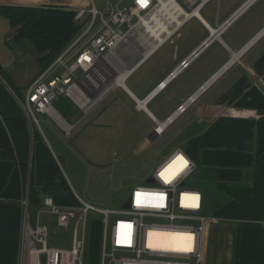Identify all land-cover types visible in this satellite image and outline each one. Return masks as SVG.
<instances>
[{"label": "crops", "instance_id": "0c3cea01", "mask_svg": "<svg viewBox=\"0 0 264 264\" xmlns=\"http://www.w3.org/2000/svg\"><path fill=\"white\" fill-rule=\"evenodd\" d=\"M76 1L0 0V5L43 7L51 4L71 9L76 8L72 5ZM249 1L208 0L198 11L199 14L185 23L179 38L160 45L137 69L156 57L146 95L139 98L127 85V90L123 89L126 103L134 104V109L146 113L151 121L153 118L164 120L171 116L203 85L197 97L210 86L170 130L173 131L179 123L189 118L177 131V147L198 159L201 169L211 172L217 183L232 187L230 193L218 189L219 192L213 193L214 201L207 216L215 218L216 222L209 224L205 233L204 264H212L216 256L217 259L223 257V252L228 264H264V153L257 154L258 133L264 134V0H251L247 4ZM256 8L261 13L251 20L248 30L238 36V23ZM226 24L229 25L221 33L218 32ZM13 32L9 21L0 14V41L7 33L12 36ZM208 38L210 41L203 47ZM202 47L186 69L167 82L163 89H158L183 61ZM0 67L6 71L1 64ZM5 73L8 79L0 74V264H19L24 215L27 206L29 212L33 208L30 201L31 176L25 179L17 163L2 157L13 149L5 121L27 120L33 130L35 124L28 118L24 95L39 73L22 83ZM155 91L146 107H142L140 100ZM159 98L172 109L166 116L157 107L150 108ZM74 109L71 106L67 111L66 130L52 120H39L41 139L32 141L30 160L34 167V187L40 193L51 157L61 167L60 158L63 160L68 154L79 161L73 150H82L79 149L80 145H76L73 135L86 120H82L81 114ZM106 123L110 125L111 121ZM71 141L72 147L64 149L66 142ZM218 150L241 151V167H217L215 154ZM82 171L84 168L71 173L63 171L65 178L62 176L60 180L65 184L66 194L52 197L57 205L66 208L79 205L81 187L84 185ZM40 198L43 203L47 195L42 194ZM25 202L28 204L25 205ZM180 237L177 236V240ZM225 239L226 246L222 245ZM223 248L226 250L223 251ZM212 254L216 256L213 258Z\"/></svg>", "mask_w": 264, "mask_h": 264}, {"label": "built area", "instance_id": "2783aa9c", "mask_svg": "<svg viewBox=\"0 0 264 264\" xmlns=\"http://www.w3.org/2000/svg\"><path fill=\"white\" fill-rule=\"evenodd\" d=\"M104 1L103 9L98 8L94 0H86L90 7L83 6L77 10L75 21L84 24L82 32L26 88L25 108L33 124L40 127L38 115H47L59 127L67 129L56 102L66 99L88 115L116 92L119 89V72L125 67L121 54L128 53L123 46L134 38L136 50H142L138 62L128 67L132 73L153 54L150 43L138 40L145 32L144 23L156 12L167 17L168 6L173 2L179 16L173 17L169 31L162 33L165 37L161 46L179 37L181 28L189 19L186 17L188 10L179 3L180 0ZM183 1L191 10L205 4V0ZM188 66L189 63L184 61L179 72ZM174 76L172 73L170 78ZM191 98L165 120H174L168 126L172 127L187 112L185 106ZM182 151L176 149L155 169L150 175L155 180L154 184L144 181L132 189L129 209H98L84 199H79L80 204L76 208H64L57 205L54 198L47 197L38 210L36 222H33L27 206L19 264H86V230L92 211L104 217L98 264H204V236L209 224L216 219L204 214V194L192 187L197 163ZM177 156L183 157L176 164L178 172L164 174L165 167ZM183 161L187 164L180 169ZM43 215L54 217L59 228L73 229L70 247L49 246L50 230L42 222ZM183 232L194 236L193 249L189 253L165 247L166 240L159 235Z\"/></svg>", "mask_w": 264, "mask_h": 264}, {"label": "rangeland", "instance_id": "374dc122", "mask_svg": "<svg viewBox=\"0 0 264 264\" xmlns=\"http://www.w3.org/2000/svg\"><path fill=\"white\" fill-rule=\"evenodd\" d=\"M94 2L100 9H103L106 5L104 0H94ZM179 3L190 11V9L184 5L183 0H180ZM72 5L76 6V8L72 7L71 9L75 10L77 15V10L83 6L89 8L90 2L87 3L86 0H77ZM51 6V4L43 5V7ZM259 13H261V11L256 8L255 11L246 15L244 19L238 23L236 29L238 36H241L248 30L251 20L253 18L255 19ZM4 37L0 41V64L9 76H12L13 79L22 83L33 77L36 72L40 74L43 71L39 65L41 54L32 42L25 40L17 44L12 40L11 34L8 33ZM175 38L179 37L172 38L170 42ZM184 42L188 43L185 39ZM135 44L134 38H132L128 45L123 46L128 52L131 51L128 55L121 54L124 58L123 62H121L122 64L124 63V66H127V68L133 66L134 63H137L139 60L142 50L137 51ZM155 62L156 57L138 71L136 70L137 72L135 71L131 75L132 77H129L130 79L128 81L126 80L127 82L125 84L139 98H143L147 93L148 85L151 82L149 75L154 73L153 66ZM121 79H124V77H119V83ZM124 92L123 88L119 87V89L110 94L96 110L94 109L92 114H90V112V115L88 114L89 116L84 115L74 107L76 109H74V111L81 114L80 117L82 116V120H86L73 135V138L77 141L76 145L78 147L80 145L79 149L82 151L79 150L77 152V150H73L79 161L70 157V154L63 157V160L59 157L66 173L75 172L78 169L84 168L81 176L84 185L81 187L82 191L80 195L98 209L108 208L121 211L132 189L142 184V182H146L155 169L164 162L172 152L178 149L177 131L184 126L189 119L183 120L173 131H170L176 124L175 122L172 127L169 126L166 131L160 135L162 137L157 136V138L154 136V131L152 129L154 126L153 119L150 121L146 113L137 112L134 109V104L126 103L127 97ZM161 98L156 100L150 108L153 109V107H157L160 109L161 113L166 116L172 109L168 108V103L161 100ZM60 114L64 120H67L61 112ZM38 119L50 120L47 115H38ZM108 121H111L110 125L106 123ZM149 135L150 137L148 139ZM65 145L66 147H64V149H66L67 146L72 147V141L66 142ZM183 152L185 151L183 150ZM185 153L189 156L188 152ZM190 155L193 156L192 154ZM191 156L189 157L196 162L195 158ZM63 176L65 178L64 172ZM148 176L150 177L147 178ZM213 177L211 172L203 171L197 163V171L192 182V187L198 188L204 192L205 215H209L212 207L214 201L213 193L219 192L216 187L218 184L217 180ZM66 183H68L67 179ZM39 208H37L35 214L32 211L29 212L34 219L37 217ZM103 218L104 217L98 212L92 211L89 214L88 230L86 234V264H98L100 259L101 240L104 227ZM42 221L48 225L50 230L48 240L49 246L65 248L71 246L72 229L68 231L59 228L56 224V219L49 215H43ZM169 237L171 238V236ZM174 241L176 245L186 246L181 239ZM222 245L226 246V239L225 241L223 240ZM224 250L226 249L223 248V251ZM212 255L213 258L216 256L215 254ZM221 255L223 257L217 259L218 256H216V260L213 261L212 264H228L225 253L223 252Z\"/></svg>", "mask_w": 264, "mask_h": 264}, {"label": "trees", "instance_id": "16d2710c", "mask_svg": "<svg viewBox=\"0 0 264 264\" xmlns=\"http://www.w3.org/2000/svg\"><path fill=\"white\" fill-rule=\"evenodd\" d=\"M0 14L14 29L12 40L15 43L19 44L26 40L35 45L41 54L39 65L42 70L46 69L84 28V24L75 21V10L66 7L0 5ZM0 74L8 79L1 67ZM71 106L74 107L64 99L56 103V107L64 117L68 116L67 111ZM5 123L13 141V149L2 157L17 163L25 179L31 176L30 201L33 206L31 211L35 214L37 208L42 205L40 198L42 194L47 196L66 194L65 184L60 180L63 176L61 165L54 157L49 159L45 170L43 190L42 193L38 192L34 187V167L30 159L32 141L41 139L40 131L35 125L32 130L27 120L8 119ZM263 153L264 134L259 132L257 154ZM195 160L198 162V159ZM215 162L216 166L221 168H240L243 153L237 150H218L215 154ZM217 189L224 193L232 192V187L222 182H218Z\"/></svg>", "mask_w": 264, "mask_h": 264}, {"label": "bare ground", "instance_id": "6f19581e", "mask_svg": "<svg viewBox=\"0 0 264 264\" xmlns=\"http://www.w3.org/2000/svg\"><path fill=\"white\" fill-rule=\"evenodd\" d=\"M208 0H205L204 2L206 3ZM250 2H251V0L249 1V2H247V4L249 3L250 4ZM172 4V5H171ZM246 4V5H247ZM203 7V6H202ZM201 7V8H202ZM201 8H196V9H194V10H191L190 9V11H188V12H186V17L187 18H189V19H191L193 16H197V14H199V10L201 9ZM168 14H167V17H166V15L164 14V13H160V12H156L153 16H152V18L149 20V21H146L145 23H144V28H145V32H143V34H142V36L140 37V39L138 40V42H141V41H144L145 43H147V44H149L150 43V45L151 46H153V49H152V51L151 52H154L163 42H164V37L162 36V33L163 32H166V31H169L168 29H170V26L172 25L171 24V22H173V17H176V18H179V16L177 15L178 14V12H176L177 10H176V7H175V5L173 4V2H171L170 3V5L168 6ZM188 19V20H189ZM187 20V21H188ZM186 21V22H187ZM185 25V24H184ZM221 28H223V26L221 27ZM220 28V29H221ZM182 29V28H181ZM181 31V30H180ZM180 34H181V32H180ZM181 36V35H180ZM179 36V37H180ZM210 38H208L205 42H204V44H202V46L204 47V46H206L207 44H206V42L209 40ZM206 44V45H205ZM203 47H202V49H203ZM131 52V51H130ZM130 52H128V53H130ZM128 53H126V55H128ZM193 57H196V56H194V53L192 54V56L189 58V59H187V60H185V61H187L188 63L191 61V59H193ZM150 58V57H149ZM148 58V59H149ZM148 59H146L145 61H147ZM119 61H121V59H119ZM144 61V62H145ZM144 62H142L136 69H135V71L144 63ZM184 62V61H183ZM182 62V63H183ZM181 63V64H182ZM134 71V72H135ZM133 72V73H134ZM130 70H129V68H127V67H123V69L121 70V72H119V76H118V82H119V77L120 76H122V77H124V79H121V81H120V83H119V87H121V88H123V89H125V90H127V87H126V80H128L129 79V77L133 74ZM172 73H174L175 74V76L174 77H176V75L179 73V68L176 70V71H174V72H172ZM171 73V74H172ZM170 74V75H171ZM174 77L173 78H170V76L167 78V80H165L164 82H162L159 86H158V89H159V87L161 88V89H163L166 85H167V82H169L170 80H172V79H174ZM125 80V81H124ZM156 94V91L154 92V93H152V94H150L146 99H144V100H140L141 102H139L140 103V105L142 106V107H146V105H147V103L149 102V100L154 96ZM198 94V93H197ZM197 94L196 95H194L189 101H188V104L185 106L186 107V110L188 109V105L191 103V102H193L195 99H196V97H197ZM137 101H139V100H137ZM96 109V108H95ZM144 109H146V108H144ZM174 117H175V115H174ZM168 118V117H167ZM167 118H165L164 120H158V119H156V118H153V121H154V126H153V131H154V136H160V135H162L165 131H166V129L169 127L168 125L170 124V123H172L174 120H168V121H165ZM64 122H65V120H64ZM66 123V122H65ZM36 125V124H35ZM66 126H67V124H66ZM166 126H168V127H166ZM183 152V151H182ZM184 153V155H186L188 158H190L185 152H183ZM182 159H183V157L182 156H177L175 159H172V161H170V163L165 167V172H164V174L165 173H168V172H178V169L176 168V164L179 162V161H182ZM191 159V158H190ZM186 164H187V162H186ZM185 162L183 161L182 162V164H181V168L180 169H182L185 165ZM196 169H197V165H196ZM150 178H152V177H150ZM148 180V179H147ZM147 180H146V183H147ZM155 181V180H154ZM148 184V183H147ZM200 190V189H199ZM202 191V190H201ZM203 192V191H202ZM204 194V193H203ZM130 196V195H129ZM145 196V195H144ZM80 199H82V198H80ZM85 200V199H84ZM127 200H129V197L127 198ZM127 200H126V202H127ZM130 201V200H129ZM44 202V201H43ZM125 202V203H126ZM43 204V203H42ZM79 204H80V202H79ZM125 205V204H124ZM42 206V205H41ZM79 206V205H78ZM77 206V207H78ZM62 207V206H61ZM64 208H66V207H64ZM76 208V207H75ZM130 208V207H129ZM128 208V209H129ZM107 209V208H106ZM124 209V208H123ZM126 209V208H125ZM38 213V212H37ZM30 214V213H29ZM207 216V215H206ZM209 217V216H208ZM210 218H213V217H210ZM36 219H37V217L34 219V221L33 222H36ZM124 228H127V226H125ZM72 228H70V229H67L68 231L69 230H71ZM88 230V229H87ZM86 230V231H87ZM72 233H73V229H72ZM159 235H161L162 237H164L165 238V240H166V242L163 244L165 247H167V248H172V249H176V250H179V251H183V252H187V253H189V252H191V250L193 249V244H194V236L192 235V234H190L189 232H183V233H176V234H159ZM159 235H157V236H155V238H158V236ZM169 235L171 236V238L169 237ZM177 236H181V240L184 242V244L186 245V246H184V245H172V243H173V241H174V239L177 241ZM182 236H187V239L186 238H182ZM191 238V239H190ZM182 241H181V243H182ZM36 253L34 252L33 253V255H35Z\"/></svg>", "mask_w": 264, "mask_h": 264}, {"label": "water", "instance_id": "95a60500", "mask_svg": "<svg viewBox=\"0 0 264 264\" xmlns=\"http://www.w3.org/2000/svg\"><path fill=\"white\" fill-rule=\"evenodd\" d=\"M228 25H229V24L224 25L223 28H221L218 32L221 33V32H222V31H223ZM208 41H210V39H209ZM208 41L206 42V44L208 43ZM206 44H205V45H206ZM201 51H202V48H199L198 50H196V52H194V56H197ZM147 183H148V184H154L155 181H154L153 178H149V179L147 180ZM129 207H130V201L127 200V202H126L125 205H124V208L128 209Z\"/></svg>", "mask_w": 264, "mask_h": 264}, {"label": "snow or ice", "instance_id": "6c2138e0", "mask_svg": "<svg viewBox=\"0 0 264 264\" xmlns=\"http://www.w3.org/2000/svg\"><path fill=\"white\" fill-rule=\"evenodd\" d=\"M185 164H186V162H185Z\"/></svg>", "mask_w": 264, "mask_h": 264}]
</instances>
